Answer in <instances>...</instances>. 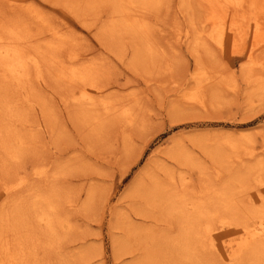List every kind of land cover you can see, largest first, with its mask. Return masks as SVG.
I'll list each match as a JSON object with an SVG mask.
<instances>
[{"label": "rangeland", "instance_id": "obj_1", "mask_svg": "<svg viewBox=\"0 0 264 264\" xmlns=\"http://www.w3.org/2000/svg\"><path fill=\"white\" fill-rule=\"evenodd\" d=\"M89 1L0 0V16L23 19L37 35L46 28L24 11L38 9L74 42L65 48L63 59L76 56L82 64H94L104 75L99 91L103 99L125 102L132 122L103 115L100 107L82 112L72 102L73 93L49 75L32 71L28 86L9 89L11 108L20 114L14 131L25 144L22 156L7 171L0 163V206L5 200L9 203L0 211L12 210L13 199L27 202L38 193H57L64 229L53 250L38 249L42 264H222L205 255L200 262L192 258L204 247L199 240L205 230L218 234L232 223V207L223 202L226 193L238 197L241 209L254 203L253 194H264V0H241L235 9L222 13L226 25L221 49L209 36L214 28L202 25L207 6L200 0H187L186 5L161 0L145 14L150 32L147 54L139 45L141 34L121 29L104 34L112 8L106 0ZM66 3L77 7L69 10ZM255 24H260L261 32ZM194 38L199 39L196 46ZM169 140L177 143L174 146L183 142L202 171L162 153L173 143ZM158 147L153 153L157 163L167 167L165 172L177 182L185 177L195 192L199 213L186 235L177 218L135 215L131 200H120ZM38 172H45L44 180ZM21 175L28 178L25 187L7 198L4 187L18 182ZM91 190L96 198L86 205ZM107 190L110 200L99 208L98 196ZM119 211L131 214V221L115 216ZM131 228L141 230L136 241L131 239ZM120 242L126 245L119 248ZM182 251L190 256L180 255ZM239 264H248L247 259Z\"/></svg>", "mask_w": 264, "mask_h": 264}, {"label": "bare ground", "instance_id": "obj_2", "mask_svg": "<svg viewBox=\"0 0 264 264\" xmlns=\"http://www.w3.org/2000/svg\"><path fill=\"white\" fill-rule=\"evenodd\" d=\"M159 1L161 0H106L107 4L111 6L112 12L110 20L103 27L104 34L111 35V33H115L116 29H121L134 36L141 34L139 45L147 54L150 51V32L148 31L145 14L148 13L149 9L154 8V4H159ZM186 1L181 0V3L186 5ZM200 2L203 3V6H207V17L202 25L214 28L211 30V34H214L209 36L211 40H216L218 48L221 49L223 46V29L226 25L222 13L229 7H231V10L232 8L235 9L234 7H237L241 0H200ZM93 3L94 0L89 1V4ZM74 4L70 7L66 3V8L73 10L77 7ZM206 6H204L205 9ZM24 14L35 23L45 27L46 30L35 35L34 31V34L31 33L23 19L12 20L0 16V151L2 153L0 163L6 171L11 163H16L20 159L25 144L24 137L19 132L14 131V123L19 119L15 118L19 117L20 114L19 112H13L11 108L8 95L9 89L12 86L21 88L28 86L32 71L39 73V76L49 75L58 84L73 93V96L70 94L72 102L74 105L79 106L82 112H92L100 107L102 113H104L103 115H112L119 118L123 116L125 121L132 122L130 110L125 102L114 98L103 99L102 93L99 91L102 90L101 80L104 75L94 64H82L77 61L76 56L63 59L65 48L67 46L71 48L74 43L70 37L46 21L38 9L27 8ZM256 28L261 32L260 24H257ZM215 29L219 32H216ZM198 40V38H194L195 46V42ZM261 41H259L260 44ZM192 52L197 55L195 50H192ZM251 56H249V59H251ZM198 63H200L199 56ZM248 63L254 65L255 61L249 60ZM199 66L201 70V64ZM232 89H235V86ZM75 91L79 93L78 97H76L77 92L75 93ZM200 102L199 104L203 105ZM101 120L99 119L98 122H101ZM174 144L173 141V143L165 145L161 150L162 153L169 154V157L179 164L195 167L202 171V165L200 163L194 164L196 159L194 160L191 156L193 154L186 151L183 142L180 146L179 144L174 146ZM158 149L159 147L148 155L145 163L133 178L131 186L123 192L120 200L122 203L131 200V208L135 215L143 217L144 213H149L157 214L160 217L177 218L186 235L187 229L188 233L190 231L188 227L194 224L192 222L194 215L199 213V205L192 197L195 192H192L190 186L187 185L188 180L185 177L177 182L178 179H175L171 172H168V174L165 172L167 167L157 163L153 153ZM136 159L137 157L133 158L131 163L136 162ZM122 171L123 173L126 172L124 169ZM36 174L42 177L43 180L45 179V172ZM23 177L21 175L20 179L17 180L18 182H14L15 184L12 185L9 182L10 185L4 187L7 198H10L13 194H19L23 190L22 188L25 187L24 185H26L28 179L27 176L26 179ZM33 193L35 194V192ZM38 194L41 195L42 193ZM53 194H55V191L44 196H35V194L28 197L30 201L27 202L22 199H13V204L9 207L14 206L12 210L0 211V264H42L37 260L38 249L41 247L46 252H50L56 247V243L61 238V230L64 229L65 220L61 218L58 212L57 193ZM228 194L226 193L223 196V202L232 207V223L226 224L223 227L226 231L223 230L218 234L211 235L208 230H205V235L199 240V243L207 248L203 250L204 247H202L196 251L192 259L200 262L202 256L205 255V257L211 259H218L222 264H239L243 258L247 259L248 264H256V260L258 264H264V194L261 196L257 193L253 194L254 197L251 201L254 203L250 204V207L247 205L248 208L245 209H241L240 200L235 199L238 197H230ZM110 196V191L99 195L98 207L106 206ZM95 198L96 192L91 190L87 195L86 205H91ZM5 201L1 205L3 209L9 204ZM205 213L207 214V212ZM239 213L243 217H238ZM115 216H119L126 221L132 219L131 214L122 211L117 212ZM139 231L141 230L131 228L132 240L136 241ZM138 240H142V238L140 237ZM187 242L189 244V240ZM195 243L192 242L191 245ZM123 245H126V243H118L119 248H122ZM114 249L116 250L115 247ZM192 250L194 252V249ZM179 254L183 255V251ZM184 255L190 256V253L186 251Z\"/></svg>", "mask_w": 264, "mask_h": 264}]
</instances>
